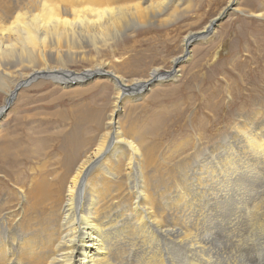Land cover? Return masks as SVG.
Listing matches in <instances>:
<instances>
[{"label": "bare ground", "instance_id": "bare-ground-1", "mask_svg": "<svg viewBox=\"0 0 264 264\" xmlns=\"http://www.w3.org/2000/svg\"><path fill=\"white\" fill-rule=\"evenodd\" d=\"M166 1L0 0V116L27 89L75 90L93 79L125 104L150 85L180 83L155 96L169 107L148 122L113 111L92 136L85 109L69 129L40 138L25 117L5 131L0 122V264H264V49L233 61L235 80L216 83L203 73L209 65L220 74L215 63L188 76L170 70L183 53L165 74L135 69V79L125 68L138 60L94 55L161 23ZM214 25L184 46L210 40Z\"/></svg>", "mask_w": 264, "mask_h": 264}, {"label": "rangeland", "instance_id": "rangeland-1", "mask_svg": "<svg viewBox=\"0 0 264 264\" xmlns=\"http://www.w3.org/2000/svg\"><path fill=\"white\" fill-rule=\"evenodd\" d=\"M169 2L172 5L161 16V23H151L148 28L133 29L120 36L119 42L113 43L110 46L111 49L108 47L99 55L95 53L94 55L100 60H119L120 63L122 58H124L122 62H129L132 58L133 61L138 60L134 64L129 62L130 65L125 68L128 71L125 75L135 79L139 78V75L130 77L128 73L134 72L135 69L146 71L150 67H161L163 73L168 72L172 59L184 54L187 56L179 58L177 65L170 70L177 72L178 69H182V73L188 76L200 74L201 66L215 63L223 66L220 74L217 70L215 76V69L209 70V65L205 67L203 73H209L207 75L216 83L217 79H224L223 75L232 76L235 80L239 72H242V69L230 72L234 60H247L248 56L258 57L262 53L264 19L255 16L264 10V0H167L165 5ZM175 7L178 8L174 12ZM211 21L215 24L212 28L215 34L210 40H193L189 46H184V40L189 34L203 30ZM243 42L245 44L242 53ZM136 51L145 53L142 54L143 57H138ZM139 52L137 54L141 56ZM263 58L264 55L260 59L262 66L260 71L264 73ZM88 64L87 62L82 65H73L70 68L83 70L88 68ZM20 78L18 76V79ZM24 80L17 83H28ZM171 82V80H165L161 82L162 84L159 83L160 85L157 83L150 85L143 99L125 104L116 101V89L111 83H108L107 86H109L104 89H94L93 79L75 90L73 88L65 91L56 86L41 90L27 89L24 99L18 98L14 107L8 108L9 110L7 109L8 111L0 116L1 129L3 131L14 129L18 126L20 118L25 117L26 132L40 138L45 135L42 131L46 128H49V133L52 134L63 128L69 129L74 121L80 120L81 115L75 117V113L84 109L89 116V121L84 128L86 135L90 136L100 132L113 111L119 114V119L122 121H129L128 118H132L133 122H148L156 109L159 111L162 107H169V101L162 102V99L159 101L158 96H155L163 91L174 89L180 84ZM3 104L6 105L7 101L4 92L0 91V110ZM29 115L32 117L30 118ZM91 144L87 146L92 149L94 147ZM85 244L87 245V242Z\"/></svg>", "mask_w": 264, "mask_h": 264}]
</instances>
